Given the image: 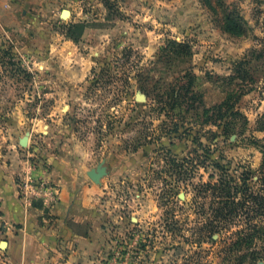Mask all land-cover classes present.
Returning <instances> with one entry per match:
<instances>
[{
	"label": "rangeland",
	"instance_id": "obj_1",
	"mask_svg": "<svg viewBox=\"0 0 264 264\" xmlns=\"http://www.w3.org/2000/svg\"><path fill=\"white\" fill-rule=\"evenodd\" d=\"M19 6L26 12L18 28L0 40V154H25L50 170L48 158L65 152L77 185L91 188L101 223L88 264H234L223 249L240 217L213 241L196 242L191 230L204 222L200 205L209 201L196 187L222 171L241 184L248 172L247 186L262 192L264 52L248 63L254 83L236 103L246 124L240 120L228 133L201 123L194 111L175 127L177 110L166 115L153 97L191 70L204 104L219 102L234 86L224 77L264 47V0ZM170 41L186 43L190 55L164 51ZM99 167L104 174L92 180L89 172ZM5 230L0 220V264H8ZM242 264H264V256Z\"/></svg>",
	"mask_w": 264,
	"mask_h": 264
},
{
	"label": "crops",
	"instance_id": "obj_2",
	"mask_svg": "<svg viewBox=\"0 0 264 264\" xmlns=\"http://www.w3.org/2000/svg\"><path fill=\"white\" fill-rule=\"evenodd\" d=\"M26 1L0 0V40L18 28L20 13L26 12L19 5ZM48 162L53 166L50 170L41 165L44 161L31 164L25 154H0V220L6 228L8 264H88L98 246L101 223L88 197L91 188L77 185L65 152ZM27 178H43L55 185L58 203L52 209L40 200L25 203L18 185Z\"/></svg>",
	"mask_w": 264,
	"mask_h": 264
},
{
	"label": "trees",
	"instance_id": "obj_3",
	"mask_svg": "<svg viewBox=\"0 0 264 264\" xmlns=\"http://www.w3.org/2000/svg\"><path fill=\"white\" fill-rule=\"evenodd\" d=\"M164 51L172 52L174 55L191 53L186 43L177 41H170V45H167ZM250 52L249 58L246 57L236 63L232 73L224 77L227 84L234 86L219 102L206 106L194 88L196 76L191 70H186L178 79L168 82L161 92L155 93L153 98L156 104L166 115L177 110L175 114L178 121L174 123L175 127L178 122H186V115L191 111H194L201 123L219 125L224 133L234 130L240 120L245 125L246 117L235 107L241 95L250 90L254 83L247 65L253 56L254 59L260 58L259 54L264 52V47L260 50L252 49ZM139 86L147 95L149 94L144 83ZM243 130L242 127L240 132ZM216 167L222 169L219 165ZM248 175V172H244L240 178L242 183L237 184L232 177L222 171L215 182L203 183L196 187V196L209 198V201H204L200 205L199 212L205 216L204 222L191 230V236L196 242L206 239L213 241L215 233H222L229 223L240 217V229L234 232V237L225 243L223 249L226 252L225 260L235 261L234 264H242L247 260L254 262L264 256V224L260 223L264 220V164L258 172L262 192L250 190L246 181ZM256 240L260 241V247H256Z\"/></svg>",
	"mask_w": 264,
	"mask_h": 264
},
{
	"label": "built area",
	"instance_id": "obj_4",
	"mask_svg": "<svg viewBox=\"0 0 264 264\" xmlns=\"http://www.w3.org/2000/svg\"><path fill=\"white\" fill-rule=\"evenodd\" d=\"M19 197L27 204L40 200L49 209L59 201V191L55 185L43 178H27L18 185Z\"/></svg>",
	"mask_w": 264,
	"mask_h": 264
},
{
	"label": "water",
	"instance_id": "obj_5",
	"mask_svg": "<svg viewBox=\"0 0 264 264\" xmlns=\"http://www.w3.org/2000/svg\"><path fill=\"white\" fill-rule=\"evenodd\" d=\"M64 13H66L67 11H63ZM139 98H142L141 96ZM28 142V137L24 136L20 139V143L22 145H26ZM104 174V168L103 167H99L96 169V171H90L89 172V176L92 180L98 181L99 178ZM2 244L4 245L5 242L3 241Z\"/></svg>",
	"mask_w": 264,
	"mask_h": 264
}]
</instances>
